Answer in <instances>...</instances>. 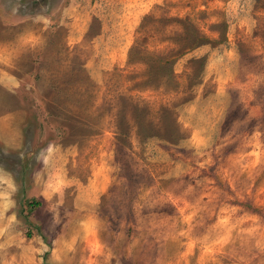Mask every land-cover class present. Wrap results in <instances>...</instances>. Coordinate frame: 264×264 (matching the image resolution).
<instances>
[{
	"label": "rangeland",
	"instance_id": "1",
	"mask_svg": "<svg viewBox=\"0 0 264 264\" xmlns=\"http://www.w3.org/2000/svg\"><path fill=\"white\" fill-rule=\"evenodd\" d=\"M0 264H264V0H0Z\"/></svg>",
	"mask_w": 264,
	"mask_h": 264
}]
</instances>
